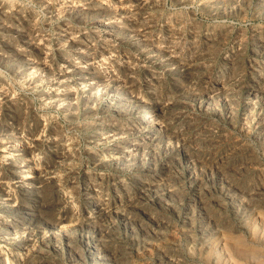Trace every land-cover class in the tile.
Listing matches in <instances>:
<instances>
[{
    "label": "rangeland",
    "instance_id": "obj_1",
    "mask_svg": "<svg viewBox=\"0 0 264 264\" xmlns=\"http://www.w3.org/2000/svg\"><path fill=\"white\" fill-rule=\"evenodd\" d=\"M5 1L10 5L8 11L12 21L8 19L5 26H0V47L14 38L15 26L24 28L23 21L32 12L38 18L34 19L38 21L34 22L35 26L41 27V31L38 28V36L42 35L47 53L50 50L53 55H45L47 62L53 63V70L47 72L39 65V59H35L36 68H32L35 71L30 69L28 76L17 77L19 72H12L0 62V76L3 78L0 77V103H3L0 104L3 116L0 114V127L5 126L0 129V141L4 142H0V264H103L105 261V264H264V0H160L155 4L148 1L150 5L147 3L144 7L138 3L139 0H93L113 13L115 11L124 30L113 37L107 32L106 25L96 23L92 17L77 21L71 15V8L68 9L69 0H46L57 6L60 4L56 7L59 11L54 10L55 13L45 6L46 3L41 5V0H12L13 3L10 0L11 4L9 0ZM103 2L108 3L107 6ZM132 10H136L135 14ZM63 19L69 21L64 22ZM66 28L71 29L69 31L76 36L77 42L81 39L90 41V52L94 50L97 53V58L91 63L94 65L92 72L99 78H89V82L82 85L79 75H70L74 67L61 60L62 51L66 49L64 54L71 55L70 60L77 63L80 59L77 55L81 56L83 50L72 47L68 42L58 44V37ZM47 74L54 77L50 79ZM60 77L64 80L67 77L63 84H59ZM61 90L67 96H63V105L59 106L57 99ZM39 92H42L40 96ZM18 115L22 118L20 128L27 125L26 130L6 132L4 129H9L12 119L19 118ZM66 155H70L69 158ZM12 179L17 180L14 183ZM218 202L221 205H216Z\"/></svg>",
    "mask_w": 264,
    "mask_h": 264
},
{
    "label": "bare ground",
    "instance_id": "obj_2",
    "mask_svg": "<svg viewBox=\"0 0 264 264\" xmlns=\"http://www.w3.org/2000/svg\"><path fill=\"white\" fill-rule=\"evenodd\" d=\"M12 1V0H11ZM10 0H9V3L11 2ZM16 1V0H15ZM35 1V0H34ZM38 1V0H37ZM42 1V4L41 5H43V3H46V5L45 6H48V8H49V10L50 9H52L53 11L55 10H57V11H59V8L57 9L56 7H60V4L57 6L55 3H48L46 0H41ZM55 1V0H54ZM60 1V0H59ZM63 1V0H62ZM95 1V0H94ZM101 1V0H100ZM110 1V0H109ZM136 1V0H135ZM148 1L150 2V1H153L154 2V4L155 3H158L160 0H139V2L138 3H140L141 5H142V7H144L147 3H148ZM163 1V0H162ZM180 1V0H179ZM221 1V0H220ZM237 1V0H236ZM20 2V1H19ZM18 2V3H19ZM40 2V1H39ZM53 2V1H52ZM57 2H58V0H57ZM65 2H67V0L65 1ZM99 2V1H98ZM98 2H93V0L92 1H87V0H69L68 1V4H69V6H70V4H71V6L69 7L68 6V9H70L71 8V10H70V12H71V15L77 20V21H82L83 22V20L84 19H86V18H90V17H92V19H94L95 20V22L96 23H98V24H102V25H106V27L108 28V31L107 32H109V34H110V36L111 37H113V35H116L117 33H118V31H121V30H124V28L118 23V21H117V18H116V14H115V11H114V13L111 11V10H109V9H107V7H103V6H100V4H98ZM108 2V1H107ZM112 2V1H111ZM120 2V1H119ZM188 2V1H187ZM191 2H193V1H191ZM195 2V1H194ZM217 2H219V1H217ZM223 2V1H222ZM261 2V1H260ZM12 3H13V1H12ZM32 3V2H31ZM104 3V2H103ZM123 3V2H122ZM135 3V2H134ZM176 3V2H175ZM174 3V4H175ZM179 3V2H178ZM183 3V2H182ZM185 3V2H184ZM199 3V2H198ZM237 3V2H236ZM239 3V2H238ZM256 3V2H255ZM11 4V3H10ZM17 4V3H16ZM65 4V3H64ZM105 4V3H104ZM106 4H108V3H106ZM105 4V5H106ZM110 4V6L112 5L111 3H109ZM128 4V3H127ZM130 4V3H129ZM149 4V3H148ZM202 4V3H201ZM212 4V3H211ZM234 5H235V3H233ZM232 4V5H233ZM13 5V4H12ZM21 5V4H20ZM24 5H26V4H24ZM63 5V4H62ZM62 5H61V7H62ZM115 5V4H114ZM120 5H122V4H120ZM137 5V4H136ZM139 5V4H138ZM150 5V4H149ZM153 5V4H152ZM151 5V6H152ZM157 5V4H156ZM160 5H161V3H160ZM189 5V4H188ZM191 5V4H190ZM198 5H200V4H198ZM204 5V4H203ZM215 5V4H214ZM218 5V4H217ZM223 5V4H222ZM9 4L5 1V0H0V26L1 27H3V26H5V24H6V22H7V20L9 19V11H8V9H9ZM16 6V5H15ZM14 6V7H15ZM44 6V7H45ZM107 6V5H106ZM119 5H117V7H118ZM124 6V5H123ZM126 6V5H125ZM207 6V5H206ZM18 7V6H17ZM22 7V6H21ZM32 7V6H31ZM42 7V6H41ZM65 7V6H64ZM67 7V6H66ZM65 7V8H66ZM112 7V6H111ZM117 7H116V9H117ZM128 7H129V5H128ZM137 8H138V6H136ZM142 7L141 8H139V9H142ZM147 7V6H146ZM154 7V6H153ZM158 7V6H157ZM156 7V8H157ZM181 7V6H180ZM194 7H195V5H194ZM235 7V6H234ZM24 8V7H23ZM27 8V7H26ZM25 8V9H26ZM47 8V7H46ZM46 8H45V10H46ZM64 8V9H65ZM119 8V7H118ZM120 8H124V7H120ZM137 8H132V9H137ZM150 8V7H149ZM160 8V7H159ZM165 8V7H164ZM201 8V7H200ZM208 8V7H207ZM217 8V7H216ZM223 8V7H222ZM17 9V8H16ZM15 9V10H16ZM22 9V8H21ZM28 9V8H27ZM30 9V8H29ZM44 9V8H43ZM115 9V10H116ZM163 9V8H162ZM224 9V8H223ZM231 9V8H230ZM236 9V8H235ZM258 9V8H257ZM15 10H14V12H15ZM32 10V9H31ZM44 10V11H45ZM66 10V9H65ZM123 10V9H122ZM124 10H125V8H124ZM144 10V9H143ZM154 10V9H153ZM156 10V9H155ZM161 10V9H160ZM167 10V9H166ZM205 10V9H204ZM218 10V9H217ZM256 10V9H255ZM34 11V10H33ZM35 11H36V9H35ZM48 11V10H47ZM55 11H54V13H55ZM61 11V10H60ZM67 11V10H66ZM133 11V10H132ZM136 10H134L133 11V13L135 12ZM140 11V10H139ZM145 11H146V9H145ZM151 11V10H150ZM168 11V10H167ZM212 11H214V10H212ZM228 11H229V9H228ZM262 11V10H261ZM18 12V11H17ZM37 12V11H36ZM41 12V11H40ZM42 12H43V10H42ZM62 12V11H61ZM61 12H59V13H61ZM68 12V11H67ZM66 12V13H67ZM117 12V11H116ZM122 12V11H121ZM126 12H127V10H126ZM129 12V11H128ZM149 11H147V13H148ZM165 12V11H164ZM169 12V11H168ZM175 12V11H174ZM220 12V11H219ZM22 13H24V12H22ZM32 13V12H31ZM29 13L30 15L28 16V17H24L23 19H24V28L22 29V27H21V29L19 28V27H17V26H15L14 28H13V30H14V33H15V35L13 36L14 38L13 39H11V40H9V41H5V43H3L2 45H1V47H0V62L1 63H4V64H2V65H4V66H6L7 68H9L12 72L13 71H15V72H19L20 74L19 75H17V77H19L20 75H26L27 74V76H28V72L29 71H31L30 69H32V68H36V67H34V64L36 63V62H34L33 60H35V59H39V65H42L41 67H43V69H45V70H47V72L49 71V72H51L52 70H53V66H52V64L53 63H51V65L47 62V60H46V58H45V55L47 56V54H51V52H49L48 51V53H47V51H46V43H44L43 42V37H42V35L40 34V36H38L39 34H38V28H40V31H41V27H36L35 26V23H37V22H35L34 21V19L35 18H37V17H35L34 15V13ZM58 13V14H59ZM118 13V12H117ZM125 13V12H124ZM137 13H138V11H137ZM143 13V12H142ZM147 13H145L144 12V14L146 15ZM154 13H155V11H154ZM162 13V12H161ZM216 13V12H215ZM12 14V13H11ZM11 14H10V16H11ZM19 14V13H18ZM34 14V15H33ZM47 14V13H46ZM50 14V13H49ZM135 14V13H134ZM157 14V13H156ZM172 14V13H171ZM13 15H15V14H13ZM24 15H25V13H24ZM28 15V14H27ZM54 15V17H55V14H53ZM60 15V14H59ZM70 15V14H69ZM125 15H127V13L125 14ZM137 15V14H136ZM136 15H134V17L136 16ZM148 15V14H147ZM167 16H168V14H166ZM170 15V14H169ZM180 15V14H179ZM215 15V14H214ZM260 15V14H259ZM262 15V14H261ZM260 15V16H261ZM20 16H21V14H20ZM50 16V15H49ZM56 16H57V14H56ZM62 16V15H61ZM120 16V15H119ZM121 16H122V14H121ZM131 16H133V15H131ZM174 16V15H173ZM172 16V17H173ZM176 16V15H175ZM21 17H23V15L21 16ZM21 17H20V19H21ZM46 17V16H45ZM48 17V16H47ZM52 17V16H51ZM118 17V16H117ZM143 16H141V18H142ZM152 17V16H151ZM156 17V16H155ZM170 17V16H169ZM179 17H181V16H179ZM124 18V17H123ZM140 18V19H141ZM144 18V17H143ZM146 18V17H145ZM148 18V17H147ZM153 18V17H152ZM176 18V17H175ZM178 18V17H177ZM182 18V17H181ZM18 19H19V17H18ZM38 19V18H37ZM46 19V18H45ZM50 19V18H49ZM48 19V20H49ZM55 19V18H54ZM71 19V18H70ZM130 19V18H129ZM157 18H155V20H156ZM170 19H172L171 17H170ZM174 19V18H173ZM172 19V20H173ZM9 20H11V17H10V19ZM36 20V19H35ZM51 20H52V18H51ZM64 20V19H63ZM67 21H69L68 19H66ZM66 20H64V22H66ZM120 20V19H119ZM122 20V19H121ZM149 20H150V18H149ZM148 20V21H149ZM154 20V21H155ZM160 20H161V18H160ZM175 20V19H174ZM180 20V19H179ZM12 21V20H11ZM10 21V22H11ZM17 20H15L14 22H16ZM77 21H75V22H77ZM85 21V20H84ZM128 21V20H127ZM134 21V20H133ZM141 21V20H140ZM145 21V20H144ZM147 21V22H148ZM153 21V20H152ZM167 21V20H166ZM165 21V22H166ZM175 21H178V19L177 20H175ZM22 22V23H23ZM35 22V23H34ZM59 22V21H58ZM57 22V23H58ZM170 22H171V20H170ZM179 22H181V21H179ZM8 23V22H7ZM18 23V22H17ZM21 23V22H20ZM46 23V22H45ZM50 23V22H49ZM62 23V22H61ZM68 23V22H67ZM92 23V22H91ZM126 23V22H125ZM129 23V22H128ZM186 23V22H185ZM200 23V22H199ZM10 24V23H9ZM15 24V23H14ZM46 24H48V23H46ZM52 24V23H51ZM65 24V23H64ZM77 24V23H76ZM83 25H84V23H82ZM145 24H147V23H145ZM157 24V23H156ZM175 24V23H174ZM182 24V23H181ZM20 25V24H19ZM22 25V24H21ZM44 25V24H43ZM49 25V24H48ZM63 25V24H62ZM69 25V24H68ZM75 25V24H74ZM94 25V24H93ZM133 25V24H132ZM141 25V24H140ZM139 25V26H140ZM151 25V24H150ZM164 25H166V23L164 24ZM164 25H163V27H164ZM198 25V24H197ZM70 26V25H69ZM72 26V25H71ZM86 26V25H85ZM126 26V25H125ZM124 26V27H125ZM134 26V25H133ZM136 26V25H135ZM134 26V27H135ZM181 26V25H180ZM185 26V25H184ZM187 26V25H186ZM194 26V25H193ZM8 27V26H7ZM47 27V26H46ZM49 27V26H48ZM47 27V28H48ZM52 27H54L53 25H52ZM102 27V26H101ZM129 27V26H128ZM131 27V26H130ZM150 27H152V26H150ZM169 27V26H168ZM168 27H165V28H168ZM192 27V26H191ZM195 27H197V26H195ZM202 27V26H201ZM200 27V28H201ZM45 27L43 26V29H44ZM46 28V29H47ZM80 28V27H79ZM78 28V29H79ZM82 28V27H81ZM105 28V27H104ZM137 28V27H136ZM144 28V27H143ZM142 28V29H143ZM152 28H154V27H152ZM152 28H150V29H152ZM157 28V27H156ZM172 28H173V26H172ZM193 28V27H192ZM203 28V27H202ZM2 29V28H1ZM11 29H12V27H11ZM58 29H60V28H58ZM74 29V28H73ZM83 29V28H82ZM93 29H95L94 27H93ZM92 29V30H93ZM161 29V28H160ZM159 29V30H160ZM169 29V28H168ZM182 29V28H181ZM188 29V28H187ZM194 29V28H193ZM3 30H5V27H4V29ZM12 30V31H13ZM69 30H71V29H64L63 30V35L62 36H60V37H58V44H65V42H68L72 47H74V48H79L80 49V51L81 50H83V52L80 54L81 56H78L77 55V57L79 58L80 57V59H79V62H77V63H75V61L73 60V59H71L70 60V56H66V54H68V53H66V54H64V51H66V49L64 50V51H62L63 52V54H61V60H64V61H66L67 63H69V65L70 66H72V67H74L73 68V73L71 72L70 73V75H73V74H75L76 76L77 75H79V78L78 79H81L83 82L81 83L82 85H83V83H85V84H87L89 81L88 80H90V79H93V78H99V77H97L93 72H92V69H93V66H91V63H92V61L93 60H95L96 58H97V53L93 50V52H90V49H91V46L92 45H90V41L88 42L87 40H83V39H81L80 40V42H77V40L75 39V37L72 35V32H70ZM91 30V31H92ZM131 30V29H130ZM136 30V29H135ZM145 30V29H144ZM185 30V29H184ZM197 30V29H196ZM2 31V30H1ZM50 31V30H49ZM73 31V30H72ZM80 31V30H79ZM87 31V30H86ZM95 31V30H94ZM96 31H97V29H96ZM99 31H100V29H99ZM105 31V30H104ZM103 31V32H104ZM126 31V30H125ZM132 31V30H131ZM161 31H162V29H161ZM182 31V30H181ZM201 31V30H200ZM4 32V31H3ZM8 32V31H7ZM6 32V33H7ZM42 32H44V31H42ZM62 32V31H61ZM78 32V31H77ZM89 32V31H88ZM124 32V31H123ZM172 32H174V31H172ZM175 32H176V30H175ZM1 33V32H0ZM48 33V32H47ZM55 33V32H54ZM59 33V32H58ZM75 33V32H74ZM80 33V32H79ZM84 33V32H83ZM101 33V32H100ZM139 33V32H138ZM154 33V32H153ZM168 33H170V32H168ZM202 33V32H201ZM4 34V33H3ZM53 34V33H52ZM60 34V33H59ZM58 34V35H59ZM77 34V33H76ZM94 34V33H93ZM104 34V33H103ZM108 34V35H109ZM119 34H121V33H119ZM129 34V33H128ZM131 34V33H130ZM140 34V33H139ZM138 34V35H139ZM147 34V33H146ZM145 34V35H146ZM149 34V33H148ZM160 34V33H159ZM172 34H174V33H172ZM198 34V33H197ZM11 35V34H10ZM78 35V34H77ZM92 35V34H91ZM141 35V34H140ZM155 35V34H154ZM170 35V34H169ZM179 35V34H178ZM183 35V34H182ZM196 35V34H195ZM5 36V35H4ZM12 36V35H11ZM51 36V35H50ZM80 36H81V34H80ZM98 36H99V34H98ZM97 36V37H98ZM117 36V35H116ZM136 36V35H135ZM134 36V37H135ZM148 36V35H147ZM153 36V35H152ZM181 36V35H180ZM194 36V35H193ZM95 37V36H94ZM118 37H120V36H118ZM125 37H126V35H125ZM151 37V36H150ZM164 37V36H163ZM175 37V36H174ZM5 38V37H4ZM3 38V39H4ZM55 38H56V36H55ZM83 38H85V37H83ZM122 38H123V36H122ZM127 38V37H126ZM125 38V39H126ZM153 38V37H152ZM162 38V37H161ZM168 38V37H167ZM169 38H171V37H169ZM182 38V37H181ZM45 39H46V37H45ZM44 39V40H45ZM50 39V38H49ZM92 39V38H91ZM103 39V38H102ZM105 39V38H104ZM103 39V40H104ZM113 39V38H112ZM120 39V38H119ZM131 39H132V37H131ZM147 39V38H146ZM155 39V38H154ZM159 39V38H158ZM157 39V40H158ZM175 39V38H174ZM47 40H48V35H47ZM89 40V39H88ZM101 40V39H100ZM123 40V39H122ZM143 40V39H142ZM161 40V39H160ZM197 40V39H196ZM49 41V40H48ZM56 41V40H55ZM111 41V40H110ZM114 41V40H113ZM115 41H117V40H115ZM124 41V40H123ZM127 41V40H126ZM137 41H139V40H137ZM141 41V40H140ZM168 41V40H167ZM179 41V40H178ZM4 42V41H3ZM45 42H47V41H45ZM50 42V41H49ZM54 42V41H53ZM102 42V41H101ZM100 42V43H101ZM131 42V41H130ZM129 41H128V43H130ZM147 42V41H146ZM149 42V41H148ZM173 42V41H172ZM68 43H66L67 45H69ZM113 43V42H112ZM117 43V42H116ZM169 43V42H168ZM48 44V43H47ZM51 44H52V42H51ZM97 44V43H96ZM136 44V43H135ZM162 44V43H161ZM176 44V43H175ZM174 44V46L176 47V45ZM177 44H178V42H177ZM50 45V44H49ZM67 45H65V46H67ZM98 45H99V43H98ZM110 45V44H109ZM114 45H115V43H114ZM139 45V44H138ZM150 45V44H149ZM154 45V44H153ZM182 45V44H181ZM210 45V44H209ZM51 46V45H50ZM53 46V45H52ZM56 46H58V45H56L55 44V47ZM60 46V45H59ZM97 46V45H96ZM158 46V45H157ZM172 46V45H171ZM211 46H212V44H211ZM62 47H64V46H62ZM62 47H61V49H62ZM146 47V46H145ZM149 47V46H148ZM178 47V46H177ZM192 47H193V45H192ZM49 48V47H48ZM51 48V47H50ZM65 48V47H64ZM63 48V49H64ZM101 48V47H100ZM99 48V49H100ZM113 48V47H112ZM115 48V47H114ZM113 48V49H114ZM123 48V47H122ZM131 48V47H130ZM147 48V47H146ZM150 48V47H149ZM171 48H173V47H171ZM179 48H180V46H179ZM220 48V47H219ZM84 49L87 51H84ZM104 49V48H103ZM163 49H164V47H163ZM199 49V48H198ZM222 49V48H221ZM60 50V49H59ZM76 50V49H75ZM101 50V49H100ZM106 50V49H105ZM104 50V51H105ZM122 50V49H121ZM126 50H128V49H126ZM204 50V49H203ZM79 51V52H80ZM111 51V50H110ZM142 51L144 52V50L142 49ZM152 51H154V50H152ZM181 51V50H180ZM184 51V50H183ZM56 52V51H55ZM60 52V51H59ZM68 52V51H67ZM70 52V51H69ZM71 52H72V50H71ZM70 52V53H71ZM76 52V51H75ZM108 52V51H107ZM119 52V51H118ZM128 52V51H127ZM131 52V51H130ZM134 52V51H133ZM151 52V51H150ZM168 52V51H167ZM199 52V51H198ZM69 53V54H70ZM111 53H113V51L111 52ZM111 53H110V55H111ZM153 53V52H152ZM155 53V52H154ZM153 53V54H154ZM159 53V52H158ZM170 53V52H169ZM173 53V52H172ZM207 53V52H206ZM209 53V52H208ZM73 54V53H72ZM119 54V53H118ZM141 54V53H140ZM157 54V53H156ZM174 54V53H173ZM186 54V53H185ZM52 55V54H51ZM103 55V54H102ZM120 55V54H119ZM137 55V54H136ZM149 55V54H148ZM170 55V54H169ZM53 56V55H52ZM76 56V55H75ZM74 56V57H75ZM117 56V55H116ZM128 56V55H127ZM154 56V55H153ZM160 56V55H159ZM211 56V55H210ZM49 57H51V56H49ZM110 57V56H109ZM114 57V56H113ZM112 57V58H113ZM120 57H122V56H120ZM140 57V56H139ZM156 57V56H155ZM167 57V56H166ZM172 57V56H171ZM178 57V56H177ZM180 57V56H179ZM59 58V57H58ZM77 58V59H78ZM99 58V57H98ZM105 58V57H104ZM116 58V57H115ZM119 58V57H118ZM138 58V57H137ZM146 58V57H145ZM54 59H55V57H54ZM123 59V58H122ZM128 59V58H127ZM139 59V58H138ZM165 59V58H164ZM163 59V60H164ZM170 59V58H169ZM214 59V58H213ZM51 60V59H50ZM53 60V59H52ZM103 60V59H102ZM108 60H110L109 58H108ZM107 60V61H108ZM115 60V59H114ZM118 61H119V59H117ZM134 60V59H133ZM142 60H143V58H142ZM150 60V59H149ZM148 60V61H149ZM152 60V59H151ZM175 60V59H174ZM210 60V59H209ZM57 61V60H56ZM60 61V60H59ZM101 61V60H100ZM104 61V60H103ZM113 61V60H112ZM129 61V60H128ZM132 61V60H131ZM130 61V62H131ZM137 61V60H136ZM189 61V60H188ZM199 61V60H198ZM207 61V60H206ZM38 62V61H37ZM66 62H65V64H66ZM97 62V61H96ZM106 62V61H105ZM150 62V61H149ZM193 62H195V61H193ZM203 62V61H202ZM209 62H211V61H209ZM0 63V64H1ZM98 63V62H97ZM96 63V64H97ZM102 63V62H101ZM120 63H121V61H120ZM124 63V62H123ZM128 63V62H127ZM139 63V62H138ZM179 63V62H178ZM197 63V62H196ZM199 63V62H198ZM197 63V64H198ZM213 63V62H212ZM64 64V65H65ZM93 64V63H92ZM142 64V63H141ZM147 64V63H146ZM153 64V63H152ZM191 64V63H190ZM38 65V64H37ZM37 65H35V66H37ZM56 65V64H55ZM63 65V66H64ZM68 65V66H69ZM128 65V64H127ZM126 65V66H127ZM130 65V64H129ZM133 65V64H132ZM154 65V64H153ZM58 66H59V64H58ZM67 66V67H68ZM98 66V65H97ZM112 66V65H111ZM124 66V65H123ZM137 66V65H136ZM173 66V65H172ZM171 66V67H172ZM187 66H188V64H187ZM204 66V65H203ZM39 67V66H38ZM40 67V69H42ZM95 67H96V65H95ZM113 67V66H112ZM120 67V66H119ZM141 67V66H140ZM152 67V66H151ZM157 67V66H156ZM163 67V66H162ZM161 67V68H162ZM170 67V68H171ZM183 67V66H182ZM4 68V67H3ZM70 68V67H69ZM97 68V67H96ZM101 68V67H100ZM116 68V67H115ZM132 68H134V67H132ZM138 68V67H137ZM160 68V69H161ZM188 68V67H187ZM34 69H32V70H34ZM59 69V68H58ZM62 69V68H61ZM99 69V68H98ZM97 69V70H98ZM111 69V68H110ZM125 69V68H124ZM150 69V68H149ZM151 69H153V68H151ZM157 69V68H156ZM175 69V68H174ZM181 69V68H180ZM0 70H1V68H0ZM5 70V69H4ZM7 70V69H6ZM37 70V69H36ZM109 70V69H108ZM112 70H114V69H112ZM131 70V69H130ZM162 70H164L163 68H162ZM165 70H166V68H165ZM169 70V69H168ZM177 70V69H176ZM8 71V70H7ZM35 71V70H34ZM33 71V72H34ZM39 71V70H38ZM37 71V72H38ZM58 71V70H57ZM72 71V70H71ZM94 71V70H93ZM105 71V70H104ZM116 71V70H115ZM114 71V72H115ZM119 71V70H118ZM191 71V70H190ZM197 71V70H196ZM207 71V70H206ZM32 72V73H33ZM41 72H43V71H40V73ZM95 72H97V71H95ZM103 72V71H102ZM106 72V71H105ZM112 72V71H111ZM126 72V71H125ZM163 72H165V71H163ZM200 72V71H199ZM204 72V71H203ZM209 72V71H208ZM5 73V72H4ZM39 73V74H40ZM110 73V72H109ZM178 73V72H177ZM185 73V72H184ZM183 73V74H184ZM192 73V72H191ZM207 73V72H206ZM1 74V73H0ZM34 74V73H33ZM38 74V73H37ZM38 74V75H39ZM45 74V73H44ZM49 74V73H48ZM47 74V75H48ZM99 74V73H98ZM117 74V73H116ZM182 74V73H181ZM3 75V74H2ZM35 75H36V72H35ZM51 76H49V78L51 79V77H52V74H50ZM59 75H60V73H59ZM63 75V74H62ZM87 75H91V77H86ZM109 75V74H108ZM115 75V74H114ZM120 75V74H119ZM153 75V74H152ZM23 76V77H24ZM32 76V75H31ZM31 76H29V77H31ZM40 76V75H39ZM38 76V77H39ZM47 76V77H48ZM57 76V75H56ZM61 76V75H60ZM68 76V75H67ZM105 76V75H104ZM171 76V75H170ZM184 76V75H183ZM187 76V75H186ZM202 76V75H201ZM1 78H2V76H0ZM43 77V74H42V76H41V78ZM54 77V76H53ZM52 77V78H53ZM103 77V76H102ZM115 77H117V76H115ZM119 77V76H118ZM125 77V76H124ZM157 77V76H156ZM191 77V76H190ZM7 78V77H6ZM26 78V77H25ZM58 78V77H57ZM65 78V80L64 79H61V77H60V79H59V84H63V82H65L66 81V79H67V77H64ZM70 78V77H69ZM90 78V79H89ZM103 78H105V77H103ZM111 78V77H110ZM109 78V79H110ZM176 78V77H175ZM3 79V78H2ZM19 79H21V78H19ZM27 79H28V77H27ZM32 79H33V77H32ZM43 79H46L45 77L43 78ZM49 79V80H50ZM55 80H56V78H54ZM108 79V78H107ZM191 79V78H190ZM194 79H196V78H194ZM200 79V78H199ZM6 80V79H5ZM24 80H26V79H24ZM39 80V79H38ZM48 80V79H47ZM95 80H97V79H95ZM94 80V81H95ZM103 80V79H102ZM106 80V79H105ZM197 80V79H196ZM196 80H194V81H196ZM3 81V80H2ZM22 81H23V78H22ZM29 81V80H28ZM27 81V82H28ZM40 81V80H39ZM41 81H42V79H41ZM54 81V80H53ZM52 81V82H53ZM91 81H93V80H91ZM104 81V80H103ZM108 81V80H107ZM191 81V80H190ZM232 81V80H231ZM26 82V83H27ZM57 82V81H56ZM71 82V81H70ZM74 82V81H73ZM100 82H102V81H100ZM124 82H126V81H124ZM192 82V81H191ZM242 82V81H241ZM6 83H7V81H6ZM29 83V82H28ZM39 83V82H38ZM45 83V82H44ZM46 83H48V82H46ZM80 83V82H79ZM95 83V82H94ZM3 84V83H2ZM14 84V83H13ZM52 84V83H51ZM50 84V85H51ZM56 84H58V83H56ZM55 84V85H56ZM67 84H69V83H67ZM66 84V85H67ZM75 84H77V83H75ZM92 84V83H91ZM110 84V83H109ZM130 84V83H129ZM234 84V83H233ZM40 85V84H39ZM47 85V84H46ZM54 85V84H53ZM73 85V84H72ZM82 85H80V86H82ZM0 86H2V85H0ZM6 86V85H5ZM36 86H38V85H36ZM75 86V85H74ZM97 86V85H96ZM102 86V85H101ZM101 86H98V87H101ZM112 86V85H111ZM113 86H115L114 84H113ZM130 86H132V85H130ZM129 86V87H130ZM236 86V85H235ZM11 87V86H10ZM9 87V88H10ZM46 87V86H45ZM56 87V86H55ZM59 87V86H58ZM63 87H65L64 85H63ZM68 87V86H67ZM76 87V86H75ZM91 87V86H90ZM223 87H226V86H223ZM32 88V87H31ZM38 88V87H37ZM42 88H44V87H42ZM49 88V87H48ZM52 88V87H51ZM50 88V89H51ZM54 88V87H53ZM66 88V87H65ZM79 88V87H78ZM77 88V89H78ZM86 88H88V87H86ZM109 88H110V86H109ZM126 88V87H125ZM133 88V87H132ZM233 88H234V86H233ZM232 88V89H233ZM252 88V87H251ZM5 89V88H4ZM49 89V90H50ZM64 89V88H63ZM75 89V88H74ZM253 89V88H252ZM1 90V89H0ZM42 90V89H41ZM48 90V89H47ZM83 90V89H82ZM81 90V91H82ZM133 90V89H132ZM239 90V89H238ZM254 90V89H253ZM57 91V90H56ZM59 91V90H58ZM91 91V90H90ZM92 91H93V89H92ZM96 91H98V88H97V90ZM3 92V91H2ZM8 92H11V91H9L8 90ZM44 92V91H43ZM63 91L61 90V94H59V97H58V101H59V106H61V105H63L62 104V102H63V99H65V98H63V96L65 97V96H67V94H64V93H62ZM65 92V91H64ZM74 92H76V91H74ZM106 91L104 90V93H105ZM111 92V91H110ZM188 92V91H187ZM40 93V92H39ZM42 93V92H41ZM41 93L39 94V96L41 95ZM49 93H50V91H49ZM49 93H48V95H49ZM53 93V92H52ZM57 93V92H56ZM66 93V92H65ZM114 93V92H113ZM112 93V94H113ZM179 93V92H178ZM3 94V93H2ZM12 94V93H11ZM15 94V93H14ZM54 94V93H53ZM52 94V95H53ZM57 94V95H58ZM74 94V93H73ZM76 94V93H75ZM85 94H86V92H85ZM95 94V93H94ZM107 94H109V93H107ZM119 94V93H118ZM258 94V93H257ZM5 95V94H4ZM18 95H20V94H18ZM45 95H47V94H45ZM51 95V94H50ZM72 95V94H71ZM124 95V94H123ZM178 95V94H177ZM84 96V95H83ZM101 96V95H100ZM99 96V97H100ZM5 97V96H4ZM14 97V96H13ZM17 97V96H16ZM20 97V96H19ZM42 97V96H41ZM41 97H39V98H41ZM44 97V96H43ZM74 97H75V95H74ZM82 97V96H81ZM85 97V96H84ZM95 97V96H94ZM107 97V96H106ZM2 98V97H1ZM1 98H0V100H1ZM27 98V97H26ZM25 98V99H26ZM76 98V97H75ZM74 98V99H75ZM98 98V97H97ZM101 98V97H100ZM110 98H113V96L112 97H110ZM117 98H118V95H117ZM218 98H220V97H218ZM5 99H7V98H5ZM11 99H13V98H11ZM10 99V100H11ZM15 99V98H14ZM21 99V98H20ZM24 99V98H23ZM24 99V100H25ZM29 99V98H28ZM42 99V98H41ZM91 99V98H90ZM90 99H88L87 101H89ZM99 99V98H98ZM125 99V98H124ZM180 99V98H179ZM47 100H48V98H47ZM56 100V99H55ZM70 99H68V101H69ZM76 100V99H75ZM79 100V99H78ZM102 100V99H101ZM107 100V99H106ZM105 100V101H106ZM185 100V99H184ZM257 100V99H256ZM18 101H19V99H18ZM23 101V100H22ZM29 101V100H28ZM50 101H52V100H50ZM58 101H57V103H58ZM66 101V100H65ZM108 101H110L109 99H108ZM117 101V100H116ZM181 101H182V99H181ZM181 101H180V103H181ZM190 101V100H189ZM207 101V100H206ZM5 102V101H4ZM10 104H11V101H8ZM43 102V101H42ZM54 102V101H53ZM67 102V101H66ZM65 102V103H66ZM98 102V101H97ZM101 102V101H100ZM113 102V101H112ZM124 102V101H123ZM171 102V101H170ZM251 102V101H250ZM2 103V102H1ZM0 103V104H1ZM5 103H7V102H5ZM29 103V102H28ZM48 103V102H47ZM55 103V102H54ZM104 103V102H103ZM172 103V102H171ZM177 103V102H176ZM185 103V102H184ZM3 104V103H2ZM15 104V103H14ZM25 104H27V103H25ZM68 104V103H67ZM71 104V103H70ZM73 104V103H72ZM71 104V105H72ZM121 104V103H120ZM208 104V103H207ZM5 105V104H4ZM16 105V104H15ZM51 105V104H50ZM53 105V104H52ZM51 105V106H52ZM66 105V104H65ZM71 105H69V106H71ZM89 105V104H88ZM97 105V104H96ZM114 105V104H113ZM129 105H130V103H129ZM191 105V104H190ZM6 106V105H5ZM9 106H11V105H9ZM21 106V105H20ZM28 106H30V104L28 105ZM54 106V105H53ZM57 106H58V104H57ZM78 106V105H77ZM93 106V105H92ZM91 106V107H92ZM98 106V105H97ZM102 106V105H101ZM101 106H100V108H101ZM15 107V106H14ZM17 107V106H16ZM19 107V106H18ZM33 107V106H32ZM47 107V106H46ZM79 107V106H78ZM77 107V108H78ZM90 106H88V107H86V108H89ZM94 107V106H93ZM96 107V106H95ZM94 107V108H95ZM111 107V106H110ZM3 108V107H2ZM27 108H29V107H27ZM34 108V107H33ZM51 108V107H50ZM57 108V107H56ZM64 108V107H63ZM76 108V107H75ZM93 108V109H94ZM114 108V107H113ZM116 108V107H115ZM129 108V107H128ZM6 109V108H5ZM11 109V108H10ZM25 109H26V107H25ZM35 109H36V107H35ZM69 108H67V110H68ZM71 109V108H70ZM74 109V108H73ZM79 109V108H78ZM98 109V108H97ZM103 109V108H102ZM142 109V108H141ZM172 109V108H171ZM178 109V108H177ZM21 110H23V109H21ZM89 110V109H88ZM122 110V109H121ZM157 110V109H156ZM166 110V109H165ZM10 111V110H9ZM18 111V110H17ZM23 111H25V110H23ZM29 111V109L27 110V112ZM34 111V110H33ZM66 111V110H65ZM64 111V112H65ZM82 111V110H81ZM107 111V110H106ZM105 111V112H106ZM179 111V110H178ZM188 111V110H187ZM5 112V111H4ZM11 112V111H10ZM13 112V111H12ZM70 112V111H69ZM84 112V111H83ZM82 112V113H83ZM101 112V111H100ZM145 112V111H144ZM184 112V111H183ZM254 112V111H253ZM252 112V113H253ZM22 113V112H21ZM24 113V112H23ZM35 113V112H34ZM38 113V112H37ZM85 113V112H84ZM91 113V112H90ZM109 113L111 114V113H113V112H110L109 111ZM119 113V112H118ZM121 113V112H120ZM128 113V112H127ZM141 113V112H140ZM163 113V112H162ZM171 113V112H170ZM176 113V112H175ZM197 113V112H196ZM251 113V114H252ZM258 113V112H257ZM1 114V116H2V113H0ZM8 114V113H7ZM20 114V113H19ZM27 114V113H26ZM29 114V113H28ZM68 114V113H67ZM70 114V113H69ZM68 114V115H69ZM107 114V113H106ZM189 114H191V113H189ZM194 114V113H193ZM256 114V113H255ZM6 115V114H5ZM9 115V114H8ZM13 115V114H12ZM22 115H24V114H22ZM32 115V114H31ZM67 115V116H68ZM97 115H98V113H97ZM150 115V114H149ZM162 115V114H161ZM192 115V114H191ZM199 115V114H198ZM250 115V114H249ZM14 116V115H13ZM20 115H18V117H19ZM30 116V115H29ZM71 116V115H70ZM91 116V115H90ZM89 116V117H90ZM102 116H103V113H102ZM143 116V115H142ZM156 116V115H155ZM201 116V115H200ZM204 116V115H203ZM208 116V115H207ZM211 116V115H210ZM255 116V115H254ZM3 117V116H2ZM8 117V116H7ZM22 117V116H21ZM38 117H39V115H38ZM76 117H77V115H76ZM93 117H94V115H93ZM99 117V116H98ZM107 117V116H106ZM127 117V116H126ZM157 117V116H156ZM161 117V116H160ZM188 117V116H187ZM253 117V116H252ZM25 118H26V116H25ZM36 118V117H35ZM79 118V117H78ZM96 118V117H95ZM143 118V117H142ZM186 118V117H185ZM206 118H208V117H206ZM246 118V117H245ZM248 118V117H247ZM250 118V117H249ZM263 118V117H262ZM1 119V118H0ZM4 119V118H3ZM6 119V118H5ZM10 119V118H9ZM20 119H22V118H15V119H12L13 120V122H12V124H10V128L9 129H4L6 132H8L9 130H10V132L12 131V132H14V131H17L18 132V130L20 129H22V128H25V127H22V128H20V126H21V121H20ZM42 119V118H41ZM70 119V118H69ZM76 119V118H75ZM84 118H82V120H83ZM93 119V118H92ZM184 119V118H183ZM211 119V118H210ZM213 119V118H212ZM253 118H251V120H252ZM257 119V118H256ZM261 119V118H260ZM27 120H29V119H27ZM32 120V119H31ZM81 119H79V121H80ZM101 120V119H100ZM110 120V119H109ZM202 120V119H201ZM244 120V119H243ZM40 121V120H39ZM77 121V120H76ZM91 121V120H90ZM96 121V120H95ZM106 121V120H105ZM142 121H143V119H142ZM150 120H148V122H149ZM153 121V120H152ZM151 121V122H152ZM158 121V120H157ZM160 121H162V120H160ZM181 121V120H180ZM184 121V120H183ZM191 121V120H190ZM189 121V122H190ZM260 121H262V120H260ZM259 121V122H260ZM6 123L8 122L7 120L5 121ZM26 122V121H25ZM24 122V123H25ZM42 122V121H41ZM100 122V121H99ZM104 122V121H103ZM167 122V121H166ZM182 122V121H181ZM188 122V121H187ZM257 123H258V121H256ZM23 123V124H24ZM36 123V122H35ZM85 123H86V121H85ZM92 123V122H91ZM157 123V122H156ZM214 123V122H213ZM29 124V123H28ZM43 124H44V122H43ZM93 124V123H92ZM99 124H101V123H99ZM179 124V123H178ZM185 124V123H184ZM210 124H212V123H210ZM3 125V124H2ZM6 125V124H5ZM25 125V124H24ZM34 125V124H33ZM33 125H31V126H33ZM38 125V124H37ZM40 125V124H39ZM146 125V124H145ZM159 125H161V124H159ZM165 125V124H164ZM186 125H188V124H186ZM199 125V124H198ZM203 125V124H202ZM208 125V124H207ZM215 125V124H214ZM263 125H264V123H263ZM1 126V125H0ZM30 126V125H29ZM30 126V127H31ZM45 126V125H44ZM93 126V125H92ZM98 126V125H97ZM189 126V125H188ZM201 126V125H200ZM5 127V126H4ZM4 127H0V129L1 128H4ZM9 127V126H8ZM28 127V126H27ZM36 127V126H35ZM43 127V126H42ZM46 127V126H45ZM85 127V126H84ZM88 127V126H87ZM87 127H86V129H87ZM262 127V126H261ZM264 127V126H263ZM152 128V127H151ZM151 128H149V129H151ZM154 128V127H153ZM161 128H162V126H161ZM205 128V127H204ZM207 128V127H206ZM28 129V128H27ZM31 129V128H30ZM38 129V128H37ZM41 129H43V128H41ZM102 129V128H101ZM119 129V128H118ZM146 129V128H145ZM157 129H158V127H157ZM174 129V128H173ZM190 129V128H189ZM25 130H26V128H25ZM36 130V129H35ZM44 130V129H43ZM132 130V129H131ZM147 130V129H146ZM177 130H178V128H177ZM187 130V129H186ZM4 131V132H5ZM31 131V130H30ZM34 131V130H33ZM38 131V130H37ZM36 131V132H37ZM42 131V130H41ZM59 131V130H58ZM62 131V130H61ZM91 131V130H90ZM171 131H173V130H171ZM201 131V130H200ZM1 132V131H0ZM10 132H8V133H10ZM35 132V133H36ZM40 132V131H39ZM57 132V131H56ZM167 132H169V131H167ZM199 132V131H198ZM28 133V132H27ZM99 133V132H98ZM159 133H160V131H159ZM191 133V132H190ZM214 133V132H213ZM256 133V132H255ZM12 134V133H11ZM17 134V133H16ZM19 134V133H18ZM17 134V135H18ZM29 134V133H28ZM60 134V133H59ZM162 134V133H161ZM174 134V133H173ZM198 134V133H197ZM1 135V134H0ZM13 135V134H12ZM32 135V134H31ZM30 135V136H31ZM42 135V134H41ZM40 135V136H41ZM120 135V134H119ZM142 135V134H141ZM160 135V134H159ZM172 135V134H171ZM179 135V134H178ZM182 135V134H181ZM186 135V134H185ZM4 136V135H3ZM9 136V135H8ZM7 136V137H8ZM22 136V135H21ZM20 136V137H21ZM24 136H26V135H24ZM30 136H29V139H30ZM35 136V135H34ZM39 136V137H40ZM131 136V135H130ZM137 136V135H136ZM193 136V135H192ZM197 136V135H196ZM2 137V136H1ZM16 137V136H15ZM14 137V138H15ZM18 137V136H17ZM27 137V136H26ZM36 137V136H35ZM38 137V138H39ZM147 137H148V135H147ZM153 137V136H152ZM151 137V138H152ZM184 137V136H183ZM190 137V136H189ZM206 137V136H205ZM213 137V136H212ZM24 138V137H23ZM62 138V137H61ZM7 139V138H6ZM16 139V138H15ZM29 139H27V140H29ZM32 139V138H31ZM30 139V140H31ZM33 139H34V137H33ZM37 139V138H36ZM40 139V138H39ZM64 139V138H63ZM164 139V138H163ZM170 139V138H169ZM200 139V138H199ZM202 139V138H201ZM205 139V138H204ZM215 139V138H214ZM4 140V139H3ZM21 140V139H20ZM23 140V139H22ZM21 140V141H22ZM30 140H29V142H30ZM56 140V139H55ZM74 140V139H73ZM156 140V139H155ZM188 140V139H187ZM210 140V139H209ZM213 140V139H212ZM2 141V140H1ZM0 141V142H1ZM35 141V140H34ZM134 141V140H133ZM214 141V140H213ZM5 142H6V140H5ZM10 143V141H7V143ZM26 142H28V141H26ZM43 142V141H42ZM54 142V141H53ZM58 142H59V140H58ZM79 142V141H78ZM152 142H153V140H152ZM198 142V141H197ZM205 142H206V140H205ZM216 142V141H215ZM1 143H4L3 141L1 142ZM17 143V142H16ZM23 143V142H22ZM34 143V142H33ZM33 143H30V144H33ZM160 143H162V142H160ZM183 143H185L184 141H183ZM182 143V144H183ZM219 143V142H218ZM24 144V143H23ZM29 144V145H30ZM37 144V143H36ZM215 144V143H214ZM15 145V144H14ZM24 145H27V144H24ZM59 145V144H58ZM68 145V144H67ZM89 145V144H88ZM187 145V144H186ZM216 145V144H215ZM219 145V144H218ZM239 145V144H238ZM2 146V145H1ZM9 146V145H8ZM16 146V145H15ZM35 146V145H34ZM50 146V145H49ZM52 146V145H51ZM57 146V145H56ZM69 146H70V144H69ZM151 146V145H150ZM12 147H14V146H12ZM44 147H45V145H44ZM63 147V146H62ZM67 147V146H66ZM125 147V146H124ZM152 147V146H151ZM213 147H215V146H213ZM240 147V146H239ZM244 147H246V146H244ZM249 147V146H248ZM4 148H6V147H4ZM15 148V147H14ZM38 148V147H37ZM36 148V149H37ZM42 148V147H41ZM76 148V147H75ZM241 148V147H240ZM250 148V147H249ZM18 149H19V147H18ZM44 149V148H43ZM50 149V148H49ZM65 149V148H64ZM64 149H63V152H64ZM133 149V148H132ZM241 149H243V148H241ZM22 150H23V148H22ZM34 150V149H33ZM55 150V149H54ZM75 150V149H74ZM175 150V149H174ZM201 150H202V148H201ZM200 150V151H201ZM244 150V149H243ZM10 151V150H9ZM8 151V152H9ZM14 151H15V149H14ZM16 151H18V150H16ZM28 151V150H27ZM43 151V150H42ZM58 151V150H57ZM195 151V150H194ZM198 151V150H197ZM236 151V150H235ZM242 151V150H241ZM248 151V150H247ZM254 151V150H253ZM259 151V150H258ZM52 152V151H51ZM66 152V151H65ZM71 152V151H70ZM126 152V151H125ZM174 152V151H173ZM186 152V151H185ZM237 152H238V150H237ZM246 152V151H245ZM6 153V152H5ZM12 153V152H11ZM21 153H22V151H21ZM35 153V152H34ZM39 153H40V151H39ZM130 153V152H129ZM196 153H198V152H196ZM244 153V152H243ZM251 153V152H250ZM255 153V152H254ZM4 154V153H3ZM14 154V153H13ZM19 154V153H18ZM46 154V153H45ZM49 154H51V153H49ZM54 154V153H53ZM62 154V153H61ZM65 154V153H64ZM109 154V153H108ZM246 154V153H245ZM10 155V154H9ZM12 155V154H11ZM38 155V154H37ZM71 155V154H70ZM70 155H68V156H70ZM74 155V154H73ZM175 155V154H174ZM24 156V155H23ZM27 156V155H26ZM33 156V155H32ZM62 156V155H61ZM65 156V155H64ZM67 156V155H66ZM67 156V157H68ZM124 156V155H123ZM191 156V155H190ZM192 156H194V155H192ZM245 156V155H244ZM256 156V155H255ZM17 157H18V155H17ZM16 157V158H17ZM52 157V156H51ZM127 157V156H126ZM172 157V156H171ZM229 157V156H228ZM236 157V156H235ZM242 157H243V155H242ZM12 158V157H11ZM19 158V157H18ZM69 158V157H68ZM243 158H245V157H243ZM242 158V159H243ZM248 158V157H247ZM250 158V157H249ZM252 158V157H251ZM52 159V158H51ZM55 159V158H54ZM58 159V158H57ZM13 160V159H12ZM59 160V159H58ZM66 160V159H65ZM73 160V159H72ZM239 160H241V159H239ZM246 160V159H245ZM1 161V160H0ZM24 161V160H23ZM27 161V160H26ZM61 161V160H60ZM59 161V162H60ZM103 161V160H102ZM234 161V160H233ZM251 161V160H250ZM258 161V160H257ZM16 162V161H15ZM15 162H14V164H15ZM34 162V161H33ZM55 162V161H54ZM97 162V161H96ZM249 162V161H248ZM252 162V161H251ZM254 162V161H253ZM12 163V162H11ZM22 163V162H21ZM69 163V162H68ZM103 163V162H102ZM238 163V162H237ZM243 163H247V162H243ZM242 163V164H243ZM254 163H257V162H254ZM1 164V163H0ZM13 164V165H14ZM28 164V163H27ZM57 164V163H56ZM60 164H61V162H60ZM97 164V163H96ZM236 164V163H235ZM251 164V163H250ZM253 164V163H252ZM9 165V164H8ZM21 165V164H20ZM67 165V164H66ZM69 165V164H68ZM72 165V164H71ZM134 165V164H133ZM230 165V164H229ZM232 165V164H231ZM255 165V164H254ZM7 166V165H6ZM17 166V165H16ZM26 166V165H25ZM35 166V165H34ZM47 166H48V164H47ZM150 166V165H149ZM221 166V165H220ZM226 166V165H225ZM225 166H224V168H225ZM236 166V165H235ZM249 166H251V165H249ZM9 167V166H8ZM49 168L51 167V166H48ZM53 167V166H52ZM64 167V166H63ZM246 167H248L247 165H246ZM255 167V166H254ZM15 168V167H14ZM29 168H30V166H29ZM35 168V167H34ZM57 168V167H56ZM219 168V167H218ZM228 168V167H227ZM230 168V167H229ZM239 168V167H238ZM252 169H253V167H251ZM7 169V168H6ZM24 169V168H23ZM27 169V168H26ZM39 169V168H38ZM43 169H46L45 167L43 168ZM53 169V168H52ZM57 169H59V168H57ZM242 169V168H241ZM248 169V168H247ZM249 169H250V167H249ZM251 169V170H252ZM3 170V169H2ZM22 170V169H21ZM49 170V169H48ZM56 170V169H55ZM170 170H172V169H170ZM236 171L238 170V169H235ZM240 170V169H239ZM3 171H5V170H3ZM2 171V172H3ZM17 171V170H16ZM20 171V170H19ZM39 171V170H38ZM221 171V170H220ZM228 171V170H227ZM244 171H245V169H244ZM243 171V172H244ZM249 171V170H248ZM248 171H247V173H248ZM12 172V171H11ZM24 172V171H23ZM28 172V171H27ZM26 172V173H27ZM31 172V171H30ZM29 172V173H30ZM50 172V171H49ZM132 172V171H131ZM130 172V173H131ZM134 172V171H133ZM234 172V171H233ZM242 172V173H243ZM14 173V172H13ZM17 173H20V172H17ZM44 173H46V171L44 172ZM53 173H54V171H53ZM60 173V172H59ZM148 173V172H147ZM153 173V172H152ZM235 173H237V172H235ZM246 173V172H245ZM245 173H244V175H245ZM246 173V174H247ZM31 174V173H30ZM42 174V173H41ZM47 174V173H46ZM145 174V173H144ZM230 174V173H229ZM1 175V174H0ZM7 175V174H6ZM48 175V174H47ZM151 175V174H150ZM221 175V174H220ZM222 175H223V173H222ZM227 175V174H226ZM237 175V174H236ZM13 176V175H12ZM26 176H28V175H26ZM46 176V175H45ZM53 176V175H52ZM225 176V175H224ZM9 177V176H8ZM17 177V176H16ZM54 177H55V175H54ZM227 177V176H226ZM230 177H232V176H230ZM229 177V178H230ZM50 178V177H49ZM242 178V177H241ZM249 178V177H248ZM3 179V178H2ZM30 179V178H29ZM41 179V178H40ZM53 179V178H52ZM200 179V178H199ZM221 179H222V177H221ZM244 179H246V178H244ZM6 180V179H5ZM9 180V179H8ZM7 180V181H8ZM11 180V179H10ZM12 180H14V179H12ZM15 180H17V179H15ZM14 180V183L16 182ZM39 180V179H38ZM50 180V179H49ZM62 180V179H61ZM223 180V179H222ZM233 180V179H232ZM242 180V179H241ZM60 181V180H59ZM202 181V180H201ZM264 181V180H263ZM32 182V181H31ZM45 182V181H44ZM199 182V181H198ZM237 182H238V179H237ZM5 183V182H4ZM7 183V182H6ZM13 183V182H12ZM23 183H25V182H23ZM58 183V182H57ZM201 183V182H200ZM234 183V182H233ZM241 183V182H240ZM17 184H19V183H17ZM16 184V185H17ZM21 184V183H20ZM54 184V183H53ZM83 184V183H82ZM152 184V183H151ZM244 184V183H243ZM246 184V183H245ZM14 185V184H13ZM29 185V184H28ZM51 185V184H50ZM238 185V184H237ZM240 185V184H239ZM6 186V184L4 185V187ZM244 186H246V185H244ZM249 186V185H248ZM47 187V186H46ZM51 187V186H50ZM155 187V186H154ZM240 187V186H239ZM260 187V186H259ZM16 188V187H15ZM18 188V187H17ZM22 188V187H21ZM40 188V187H39ZM45 188V187H44ZM2 189V188H1ZM35 189V188H34ZM236 189V188H235ZM249 189V188H248ZM251 189H253V188H251ZM239 190V189H238ZM241 190H242V188H241ZM245 190V189H244ZM25 191V190H24ZM34 191H36V190H34ZM162 191V190H161ZM236 191H237V189H236ZM7 192V191H6ZM11 192V191H10ZM39 191H37V193H38ZM210 192V191H209ZM239 192V191H238ZM250 192H252V194H251V196L254 194L253 193V191H250ZM40 193V192H39ZM236 193V192H235ZM245 193V192H244ZM247 193H249L248 191H247ZM26 194V193H25ZM238 194V193H237ZM6 195V194H5ZM45 195V194H44ZM53 195V194H52ZM239 195H241V193L239 192ZM242 195H243V192H242ZM249 195H250V193H249ZM259 195H261V194H259ZM18 196V195H17ZM162 196V195H161ZM206 196V195H205ZM208 196V195H207ZM218 196V195H217ZM263 196L264 195H262V199H263ZM6 197V196H5ZM29 197V196H28ZM31 197V196H30ZM50 197V196H49ZM55 197V196H54ZM200 197V196H199ZM241 197H244V196H241ZM246 197H248V196H246ZM253 197H254V195H253ZM257 197V196H256ZM7 198H8V196H7ZM14 198V197H13ZM17 198V197H16ZM44 198V197H43ZM204 198V197H203ZM217 198V197H216ZM224 198V197H223ZM202 199V198H201ZM238 199V198H237ZM239 199H240V197H239ZM238 199V200H239ZM244 199V198H243ZM242 199V200H243ZM246 199V198H245ZM249 199V198H248ZM257 199V198H256ZM261 199V200H262ZM203 200V199H202ZM206 200H208V199H206ZM205 200V201H206ZM212 200V199H211ZM216 200V199H215ZM220 200V199H219ZM218 200V201H219ZM236 200V199H235ZM247 200V199H246ZM252 200V199H251ZM253 200H254V198H253ZM25 201V200H24ZM42 201V200H41ZM48 201V200H47ZM43 202V201H42ZM93 202V201H92ZM164 202H165V200H164ZM207 202V201H206ZM209 202H211V201H209ZM208 202V203H209ZM243 202V201H242ZM16 203V202H15ZM21 203V202H20ZM19 203V204H20ZM207 203V205H209ZM215 203V202H214ZM213 203V204H214ZM220 203H221V201H220ZM246 203V202H245ZM254 203V202H253ZM258 204V202L256 201L255 202V204ZM10 204V203H9ZM48 204V203H47ZM168 204V203H167ZM242 204V203H241ZM254 204V205H255ZM260 204V203H259ZM22 205V204H21ZM44 205H46V204H44ZM216 205H221V204H219V202H218V204H216ZM251 205V204H250ZM263 205V204H262ZM6 206V205H5ZM211 206V205H210ZM212 206H214V205H212ZM259 206V205H258ZM189 207V206H188ZM219 206H217L216 208H218ZM4 208V207H3ZM193 208V207H192ZM209 207H207L206 208V210L208 209ZM212 208V207H211ZM220 208V207H219ZM205 209V208H204ZM236 209V208H235ZM193 210V209H192ZM147 211V210H146ZM211 211H212V209H211ZM215 211V210H214ZM220 211V210H219ZM126 212V211H125ZM201 212H202V210H201ZM209 212V211H208ZM105 213V212H104ZM204 213V212H203ZM210 213V212H209ZM212 213V212H211ZM219 213V212H218ZM22 214V213H21ZM20 214V215H21ZM216 213H214V215H215ZM15 215V214H14ZM19 215V214H18ZM24 215V214H23ZM130 215V214H129ZM193 215V214H192ZM205 215V214H204ZM209 215V214H208ZM212 215V214H211ZM225 215V214H224ZM191 216V215H190ZM222 216V215H221ZM18 217V216H17ZM129 217V216H128ZM198 217H199V215H198ZM201 217V216H200ZM209 217V216H208ZM223 217V216H222ZM221 217H219V219H220ZM25 219V218H24ZM129 219H130V217H129ZM196 219V218H195ZM195 219H194V223H196L195 222ZM216 219V218H215ZM218 219V218H217ZM218 219V220H219ZM222 219V218H221ZM220 219V220H221ZM191 220V219H190ZM198 220H200V219H198ZM202 220H204V219H202ZM206 220V219H205ZM226 220V219H225ZM228 221H230L229 219H227ZM208 221V220H207ZM38 222V221H37ZM139 222V221H138ZM202 222V221H201ZM227 222V221H226ZM225 222V223H226ZM15 223V222H14ZM193 223V224H194ZM209 223H210V221H209ZM218 223V222H217ZM220 223H222V222H220ZM224 223V224H225ZM6 224V223H5ZM213 224V223H212ZM224 224H222V225H224ZM232 224V223H231ZM9 225V224H8ZM101 225V224H100ZM210 225V224H209ZM219 225V224H218ZM39 226V225H38ZM193 226V225H192ZM201 226V225H200ZM230 224H229V228H230ZM14 227V225L12 226V228ZM196 227V226H195ZM199 227V226H198ZM206 227V226H205ZM217 227V226H216ZM222 227V226H221ZM226 227H227V225H226ZM102 228V227H101ZM202 228H204V227H202ZM207 229H208V227H206ZM103 229V228H102ZM209 230V229H208ZM226 230H227V228H226ZM14 231V230H13ZM181 231V230H180ZM203 231V230H202ZM228 231V230H227ZM5 232V231H4ZM7 232V231H6ZM10 232V231H9ZM205 233V232H204ZM201 234H203V233H201ZM209 234V233H208ZM5 235V234H4ZM105 236V235H104ZM3 237H5V236H3ZM206 237V236H205ZM103 238V237H102ZM2 239V238H1ZM101 244V243H100ZM103 244V243H102ZM89 248V247H88ZM87 249V248H86ZM92 250V249H91ZM98 251V250H97ZM104 251V250H103ZM92 252V251H91ZM113 253V252H112ZM83 254H86V253H83ZM172 254V253H171ZM100 255V254H99ZM98 255V256H99ZM113 255H114V253H113ZM127 255V254H126ZM93 256V255H92ZM89 258H90V256H88ZM174 257V256H173ZM85 258V257H84ZM104 258V257H103ZM116 258V257H115ZM170 258V257H169ZM30 259H31V257H30ZM93 259H94V257H93ZM102 259V258H101ZM120 259V258H119ZM180 259V258H179ZM126 260V259H125ZM130 260V259H129ZM173 261V263H174V260H172ZM118 262H120V261H118ZM123 262V261H122ZM177 262H178V259H177ZM29 263V262H28ZM105 263H106V261H105ZM104 262H103V264H105ZM111 263V262H110ZM183 263V262H182ZM100 264V263H99ZM102 264V263H101ZM174 264H176V263H174ZM177 264H179V263H177ZM187 264V263H186Z\"/></svg>",
    "mask_w": 264,
    "mask_h": 264
}]
</instances>
